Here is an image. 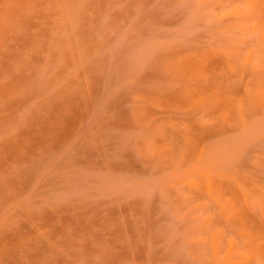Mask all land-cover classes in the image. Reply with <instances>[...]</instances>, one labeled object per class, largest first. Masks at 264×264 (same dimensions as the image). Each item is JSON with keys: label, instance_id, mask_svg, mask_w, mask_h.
<instances>
[{"label": "rangeland", "instance_id": "374dc122", "mask_svg": "<svg viewBox=\"0 0 264 264\" xmlns=\"http://www.w3.org/2000/svg\"><path fill=\"white\" fill-rule=\"evenodd\" d=\"M0 264H264V0H0Z\"/></svg>", "mask_w": 264, "mask_h": 264}]
</instances>
